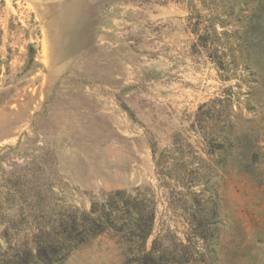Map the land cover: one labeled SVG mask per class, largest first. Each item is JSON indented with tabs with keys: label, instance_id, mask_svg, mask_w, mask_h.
Here are the masks:
<instances>
[{
	"label": "rangeland",
	"instance_id": "1",
	"mask_svg": "<svg viewBox=\"0 0 264 264\" xmlns=\"http://www.w3.org/2000/svg\"><path fill=\"white\" fill-rule=\"evenodd\" d=\"M0 264H264V0H0Z\"/></svg>",
	"mask_w": 264,
	"mask_h": 264
},
{
	"label": "trees",
	"instance_id": "2",
	"mask_svg": "<svg viewBox=\"0 0 264 264\" xmlns=\"http://www.w3.org/2000/svg\"><path fill=\"white\" fill-rule=\"evenodd\" d=\"M223 58H221V60H222ZM221 64V66L224 64V61L222 60L220 63H219V65ZM207 127V126H206ZM218 139H220L221 141L220 142H223V143H225L228 139L226 138V136L224 137H222V135L220 136V137H217V139L216 140H218ZM89 216V218H90V222H92L94 225H96V224H100V225H102V224H105V221L107 220V216L108 215H105V213H96V211H94V208L91 210V212H90V214L88 215ZM153 221H154V215L152 214V216H151V221H150V225H149V230L145 233V237L147 238L149 235H150V233H151V231H152V228H153ZM77 224H79V223H77ZM78 227H85V224L84 223H82V221H81V223L78 225ZM86 239H85V237H81V239L79 240V241H76V243H82V242H84ZM70 242L71 243H73L71 240H70Z\"/></svg>",
	"mask_w": 264,
	"mask_h": 264
}]
</instances>
